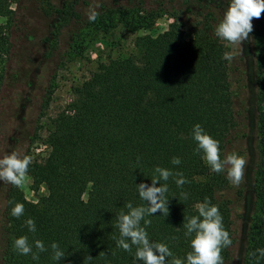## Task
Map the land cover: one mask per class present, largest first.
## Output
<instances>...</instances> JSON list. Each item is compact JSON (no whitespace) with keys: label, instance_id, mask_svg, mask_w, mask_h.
I'll list each match as a JSON object with an SVG mask.
<instances>
[{"label":"trees","instance_id":"trees-1","mask_svg":"<svg viewBox=\"0 0 264 264\" xmlns=\"http://www.w3.org/2000/svg\"><path fill=\"white\" fill-rule=\"evenodd\" d=\"M24 1L0 0V16L9 26H21L14 21L16 10L11 5L21 7ZM80 1L46 0L40 6L48 18L43 45L53 48L69 28L66 53L74 59L91 45L103 44L119 28L129 34L149 31L158 17L156 10L146 9L144 0H110L90 22L77 10ZM218 2L224 4L214 6ZM228 6L224 0H183L178 11L190 20L189 38L173 15L176 19L163 33L138 36L130 53L98 62L90 76L72 88L70 102L41 123L48 152L43 160L33 161L28 176L32 189L43 187L46 194L31 202L18 187L8 186L0 211V264H142L135 259V246L131 252L117 247L116 217L121 211L127 213L128 202L146 206L137 185L151 186L158 166L182 172L187 183L178 187L175 175L166 182L168 216L158 211L145 217L151 221L146 227L151 242L166 243L173 257L186 261L194 234L185 235V217L198 215L196 205L208 198L219 206L232 240L222 251L224 264H264L257 252L264 248V41L258 35L264 15L253 18L250 33L251 128L239 130L229 61L223 59L228 47L214 34ZM4 28L0 25V91L6 80L2 58L12 49ZM50 95L48 90L44 110ZM196 124L220 142L222 155L232 141L247 143L250 157L238 187L229 182L226 172L211 171L203 153L196 152L192 135ZM173 157L181 163L173 165ZM229 189L234 190L236 202L226 194ZM15 203L24 205L19 218L11 215ZM234 203L240 209L237 231ZM29 218L35 221V233L26 226ZM25 235L33 252L38 251L35 240L44 242L47 251L39 253V260L14 249L15 239ZM53 242L65 253L60 261L52 258ZM88 256L93 259L87 260Z\"/></svg>","mask_w":264,"mask_h":264},{"label":"rangeland","instance_id":"rangeland-1","mask_svg":"<svg viewBox=\"0 0 264 264\" xmlns=\"http://www.w3.org/2000/svg\"><path fill=\"white\" fill-rule=\"evenodd\" d=\"M49 1L55 4L58 0ZM45 2L46 0H25L20 4L21 7L16 8L14 4L11 5V8L16 10L14 21L21 25L17 29L12 25L9 26L7 20L0 16V25L5 27L3 32L12 46L10 53L2 58L6 80L0 91V158L16 150L31 156L32 161L43 160L48 148L42 142L45 130H40L41 123L54 117L70 102L72 88L86 80L95 70L98 62L133 51L136 37L156 36L163 33L176 19L175 17L183 26L185 38L190 37L188 27L190 20L178 11L182 7L183 0H144L146 9L158 12V17L149 31L140 30L129 34L119 28L113 35L106 37L103 44L91 45L81 57L74 59L66 53L69 28L62 31L57 43L53 42V48L43 45L47 36L48 18L43 14L40 6ZM94 2L108 6L110 0H81L77 10L83 17H88L87 11ZM224 2L229 5L230 0ZM217 4L224 3L218 2L214 6ZM214 10L218 12V9ZM259 31L258 35L264 41V24L260 26ZM225 44L228 52L233 55V59L229 61L230 81L235 91L234 110L238 116L239 130H248L251 128L253 116L254 90L249 82L253 71L252 37L242 45L229 46L227 42ZM48 90L51 91L50 101L48 108L44 110L42 104ZM247 147L246 142L232 141L227 146L225 154L238 150L246 154L248 161L250 155ZM9 185L0 181V211L4 208ZM19 189L31 202H37L40 196L46 194L43 187L36 191L32 189L30 176ZM226 194L236 202L233 189H229ZM85 198L86 195L83 196V199ZM239 211L234 203L233 228L236 231L241 228L236 217Z\"/></svg>","mask_w":264,"mask_h":264},{"label":"clouds","instance_id":"clouds-1","mask_svg":"<svg viewBox=\"0 0 264 264\" xmlns=\"http://www.w3.org/2000/svg\"><path fill=\"white\" fill-rule=\"evenodd\" d=\"M101 5L94 2L88 9L87 15L90 22H94L99 16L96 10ZM264 13V0H230L222 20L214 29V34L221 41L227 42V45H242L249 40L250 33L254 31L253 18H261ZM223 59L231 61L233 55L231 52H225ZM193 139L197 143L196 152L203 153V159L215 173L226 172V178L234 186H239L244 179V173L247 166V160L244 156L236 152H230L222 155L220 142L213 138L200 124H196L192 131ZM31 156L20 151H11L0 158V181L11 184L15 187H23L28 178L31 164ZM171 163L179 165V157H173ZM155 173L149 186L146 183L137 185L139 197L147 202L146 206H133L131 202L125 204L127 213L121 211L116 217L120 238L116 241L117 247L131 252L132 247H136L135 259L142 264H224L222 251L231 246L232 240L230 233L225 229L223 216L220 213L219 206L212 204L206 198L203 203L196 205L198 215L185 217L183 227L186 229V236H193L191 239V251L186 256V261L181 258L173 257V253L166 243L151 242L146 227L151 224L150 220L145 219L161 212L165 217L169 214V199L166 196L168 192L167 181L173 175L179 177L176 180L178 187H182L187 180L182 172L173 173L171 170L162 167H156ZM161 181L165 183L161 184ZM160 183L161 186L156 185ZM187 199V194H183ZM11 203V201L9 202ZM24 214V205L15 203L11 209V215L19 218ZM143 221V226L141 225ZM29 231L35 233L36 225L32 218L26 222ZM34 246L38 250L33 252V245L29 242L28 236H20L14 241V249L22 255H32L33 260H39V253L47 251L43 241L37 239ZM53 259L60 261L65 257V253L60 249L59 244H51ZM260 257H264V248L257 249ZM101 252L100 255H104ZM253 256L256 253H252ZM171 258V259H169ZM92 260L91 256L86 258Z\"/></svg>","mask_w":264,"mask_h":264}]
</instances>
